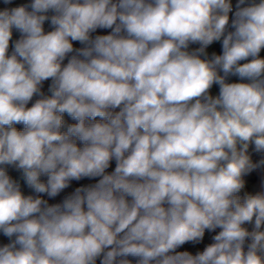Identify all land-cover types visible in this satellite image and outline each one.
I'll return each instance as SVG.
<instances>
[{
    "label": "clouds",
    "instance_id": "9594fccd",
    "mask_svg": "<svg viewBox=\"0 0 264 264\" xmlns=\"http://www.w3.org/2000/svg\"><path fill=\"white\" fill-rule=\"evenodd\" d=\"M262 52L264 0H0V264H264Z\"/></svg>",
    "mask_w": 264,
    "mask_h": 264
},
{
    "label": "water",
    "instance_id": "95a60500",
    "mask_svg": "<svg viewBox=\"0 0 264 264\" xmlns=\"http://www.w3.org/2000/svg\"><path fill=\"white\" fill-rule=\"evenodd\" d=\"M213 49L216 50V51L219 53V51H220V46H219V44L213 45ZM261 54L264 55V52H262ZM237 79H238V78H236V77H232V78H231L232 81H236ZM213 91H214V93H216V92L218 91V89L214 87V88H213ZM13 175H15V173H13Z\"/></svg>",
    "mask_w": 264,
    "mask_h": 264
},
{
    "label": "built area",
    "instance_id": "2783aa9c",
    "mask_svg": "<svg viewBox=\"0 0 264 264\" xmlns=\"http://www.w3.org/2000/svg\"><path fill=\"white\" fill-rule=\"evenodd\" d=\"M214 92V91H213ZM18 127H21V126H18ZM113 167H114V164H113ZM25 191H27L26 189H25ZM70 191V190H69ZM206 242H208V238L206 237Z\"/></svg>",
    "mask_w": 264,
    "mask_h": 264
}]
</instances>
